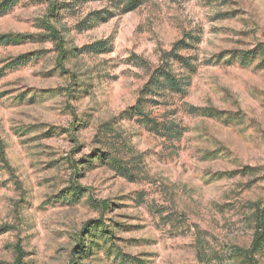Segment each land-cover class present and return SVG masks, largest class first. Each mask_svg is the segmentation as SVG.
Returning <instances> with one entry per match:
<instances>
[{
	"label": "rangeland",
	"instance_id": "374dc122",
	"mask_svg": "<svg viewBox=\"0 0 264 264\" xmlns=\"http://www.w3.org/2000/svg\"><path fill=\"white\" fill-rule=\"evenodd\" d=\"M107 5L0 0V264H264V0Z\"/></svg>",
	"mask_w": 264,
	"mask_h": 264
},
{
	"label": "trees",
	"instance_id": "16d2710c",
	"mask_svg": "<svg viewBox=\"0 0 264 264\" xmlns=\"http://www.w3.org/2000/svg\"><path fill=\"white\" fill-rule=\"evenodd\" d=\"M77 2L82 1H89V0H72ZM97 1H104V0H97ZM108 1L107 7H105L103 10L97 11V20H99L102 23H105L115 17L119 13H128L137 10L140 8L147 0H106ZM50 31L53 34H56V30L51 29ZM55 36V35H54ZM56 37V36H55ZM185 41H180L175 45V50L170 55H165L163 57L164 63L163 66L159 67L155 72L154 75L149 82V85H147L146 92H154L155 90H158L159 88L168 89L171 91H180L182 90L185 80L178 79L179 77L173 72L171 61H177L180 64H183V66H190L188 65L187 61H184L178 54L177 51L182 50L185 48ZM187 80V79H186ZM209 110V109H208ZM207 112V116L214 117L217 116L214 111L209 110ZM264 240V234L260 233L257 234L256 240L254 243V247L257 248V246L261 245V243Z\"/></svg>",
	"mask_w": 264,
	"mask_h": 264
}]
</instances>
